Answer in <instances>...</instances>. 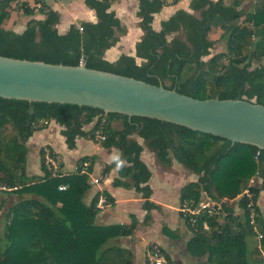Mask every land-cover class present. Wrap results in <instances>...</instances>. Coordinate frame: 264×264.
I'll return each instance as SVG.
<instances>
[{
    "label": "trees",
    "instance_id": "trees-1",
    "mask_svg": "<svg viewBox=\"0 0 264 264\" xmlns=\"http://www.w3.org/2000/svg\"><path fill=\"white\" fill-rule=\"evenodd\" d=\"M116 1L85 0L95 11L96 20L74 22L62 33L58 28L61 13L47 0H34V5L29 0H0V55L71 65L86 62L91 68L163 84L197 98H246L264 104V0H256L251 10L244 9V0H191L190 10H176L161 20L158 29L153 25L155 14L181 0H138L143 35L135 53H122L109 60L106 51L118 41L117 33L126 32L112 9ZM13 5L26 16L40 13L45 17L30 18L22 32L6 28L4 23ZM215 26L222 29L220 37L226 39V50L211 55L215 40L209 34ZM257 61L259 64L253 67ZM95 118V125L85 130L84 126ZM52 120L65 127L62 133L69 148L75 146L77 137L94 140L97 132L106 135L102 145L116 147L119 153L105 164L102 173L107 175L118 167L114 186L142 193L144 208L149 211L147 219L151 218V209L160 206L150 201L152 170L141 158L143 145L130 137L134 133L144 139L160 162L170 165L172 152L180 164L198 175L181 189V203L192 200L197 204L204 195L215 200L235 198L249 189L252 196L245 194L239 201L244 210L241 216L224 204L219 213L199 215L194 225L184 218L193 232L188 247L193 256H206L209 264H264V211L257 204L264 190V150L157 118L4 97H0V186H16L5 192L31 196L21 198L4 213L0 264L130 263L129 252L122 258L118 253L125 251L117 248L114 256L118 260L111 259L105 246L111 238L132 234L135 216L130 225H97L100 195L104 194L111 204L114 198L104 190L97 192L90 204L85 202L97 154L80 157L75 172L52 176L42 148V174L28 173L27 141ZM115 120H121V128L113 125ZM85 162L89 163L87 172H83ZM64 167L62 162L60 168ZM255 176L261 178L260 185H250ZM62 184L68 187L60 189ZM3 205L0 203V210ZM252 208L262 234L253 250L247 238L259 233L251 224ZM160 250L172 263L170 255Z\"/></svg>",
    "mask_w": 264,
    "mask_h": 264
},
{
    "label": "water",
    "instance_id": "water-1",
    "mask_svg": "<svg viewBox=\"0 0 264 264\" xmlns=\"http://www.w3.org/2000/svg\"><path fill=\"white\" fill-rule=\"evenodd\" d=\"M0 97L157 118L264 150V104L246 98H197L86 62L71 65L0 55Z\"/></svg>",
    "mask_w": 264,
    "mask_h": 264
},
{
    "label": "crops",
    "instance_id": "crops-1",
    "mask_svg": "<svg viewBox=\"0 0 264 264\" xmlns=\"http://www.w3.org/2000/svg\"><path fill=\"white\" fill-rule=\"evenodd\" d=\"M71 1L73 2L76 1L78 2V6L79 4H82L85 7L83 8L84 15L85 14L90 15L89 13L92 11L93 15L95 16V11L86 5L85 0H47V2L55 10H58L62 14V16L63 15L65 16L67 14L68 18L70 19L73 18L75 16L74 14L78 13L79 11V8L77 7L76 8L72 7L71 9L72 3H73ZM134 1H136L137 11H138V0H134ZM190 1L191 0H189V3ZM65 2L68 4H66ZM189 3L187 4V7L179 6L170 15H172L176 10L180 8L190 10ZM112 9H115V3L112 5ZM170 15H168L166 18H168ZM44 17L45 16L40 13L36 15V18L41 19ZM90 20L95 21L96 16H95V19H90ZM72 23L74 22L73 21L68 22L67 25L64 27V30L62 31V33H65ZM25 27H26V24L21 29L16 30V31L22 32L25 29ZM158 28H160V24H159V27H157V29ZM141 35H143V31ZM51 122L53 123V120ZM54 123L58 125V128H57L58 133L62 137L61 140L65 142L66 137L62 133L65 127L58 124L55 121ZM41 132L42 134L46 133L47 129H42L40 131L35 132L34 134H40ZM48 136H49L48 138L50 139L46 143L52 145L55 151L61 152L62 146H59V144H56V139H55L56 137L58 138V136L56 134H50V135L48 134ZM83 138L87 139L85 137ZM52 140H55V142H53ZM136 140L140 144H142L138 139ZM57 141H59V139ZM56 147L59 148L60 150L57 149ZM85 148H86L85 143H81L79 151L85 150ZM145 148L150 150L147 147V145L146 147L143 146V151L141 154L142 159H143V152H145L144 150H146ZM116 150L119 153V150L117 148ZM118 153L116 154V156L118 155ZM93 154H97V153H93ZM86 155H89V154H86ZM116 156L114 157V159L116 158ZM143 160L147 163L149 167H151L149 162L145 160V158ZM111 162H108V163H111ZM103 168H102V171H103ZM96 171L92 173L93 177L99 178L100 181L98 184L96 183L94 184L90 180L92 187L86 194V197H85L86 204L91 203L93 197L95 196L97 192H102L104 190H107V192L114 198V202L111 204V206L106 207L105 209H99L96 215V220H95L96 224L101 225V226H109V225H116V224L130 225L132 223L133 216H135V219H136V228L132 234L114 237V238H111L107 242L105 248L109 249L108 253L111 259L115 258L114 254L117 253V250H116L117 248L122 251H125V252L118 253V254H122V258H124L125 256H128L127 252L130 253L131 260L129 264H150V255L156 248L165 250L170 255L172 259V264L184 263V261H182V254H188V256H190V259L199 258V257L193 256L190 253V250L188 247V243L193 237L192 230L187 226L186 221L183 218L182 214L180 213L179 209L177 212L173 210L174 208H176V206L174 205L175 202L178 200H179V203L181 202L180 194H181V189L183 188V186H181L178 192H175V186L173 184L174 183L173 181H175V178L174 176H172V173H170V171L160 170L158 175H156L155 172L152 170V177L148 182L153 190L152 195L150 197V201L159 205L160 209H156V208L151 209L150 211L151 218L149 219H147V214L149 211L144 208V202L146 201V199L142 196V193L136 191L134 188L114 186L113 180L118 176V168L117 169L116 167L113 168L111 172L107 175H103V173L100 172V168H98ZM101 173H102V176H101ZM0 193H1L0 203L2 202L4 203V199L8 196L9 198L14 197V196H19L20 197L19 200L21 198H28L31 196L30 194L28 196H25L27 193L25 194L11 193L10 194V193H6L5 191L0 192ZM171 193H174V197H177L176 201L174 199H170ZM5 208L6 207H4L3 205L2 209L0 210V214ZM112 247H114L115 249L112 250L111 249ZM115 259L118 260V258H115Z\"/></svg>",
    "mask_w": 264,
    "mask_h": 264
},
{
    "label": "rangeland",
    "instance_id": "rangeland-1",
    "mask_svg": "<svg viewBox=\"0 0 264 264\" xmlns=\"http://www.w3.org/2000/svg\"><path fill=\"white\" fill-rule=\"evenodd\" d=\"M256 0H244L243 2V7L245 10H251L254 8ZM29 2L34 5V0H29ZM73 2V1H71ZM66 3V2H65ZM189 3V0H181L178 4L176 5H171V6H166L161 12L155 14V18L153 21L154 27H159V24L161 20L165 19L168 15H170L176 8L179 6H186ZM68 4V3H66ZM72 7H77L79 8L78 13H75L73 18H68L67 14L62 16L61 14V19L60 23L58 25V28L60 32L64 30V27L67 25L68 22L73 21V22H79L81 20H90V19H95V16L93 15V12L91 11L88 14L84 15V10L85 8L82 4H79L78 2H73ZM115 10L117 12V15L120 17L122 21V26L125 28L126 32L125 33H117L118 41L114 46H112L110 49L106 51L105 57L109 60H115L120 54L122 53H127V54H134L135 53V45L137 41H139L142 37L141 33L142 30L139 27V18L137 16V4L136 1L134 0H117L115 2ZM39 14V13H37ZM35 14L34 16L36 17ZM34 16H26L19 8L17 5L12 6L11 10V16L5 21L4 26L6 28H12L14 30H19L25 24L27 21L34 17ZM182 34V33H180ZM222 34V29L219 26H215L212 28L209 36L213 40H215V45L211 49V55H214L216 53L222 52L226 50V39L221 38ZM210 56V55H209ZM208 56V57H209ZM206 57V59L208 58ZM141 60L139 59V62ZM262 62L264 63V59H262ZM259 64V61L253 62V67L257 66ZM169 82V81H168ZM97 118L94 119L93 122L86 124L84 126L85 130H90L96 123ZM113 125L117 128L122 127V122L121 120H115L112 122ZM47 129L46 133L42 132L40 134H33L32 137L27 141V145L29 147V153L27 156V170L30 175L32 174H41V154L40 151L43 148L45 150V154L50 153L54 159L55 163L57 164L58 171L61 172H75L77 168V161L78 159L86 154H93L97 153L98 154V160L95 164L94 171H96L98 168H100V172H102V168L105 165V163L111 162L118 151L116 148L112 147H104L102 145L103 140L99 137V134L101 132H97V137L94 140L91 139H84L83 137H77L76 139V144L74 147L69 148L67 147L66 141L64 142L62 137L58 133V125L56 123H53L50 121L47 123ZM59 124V123H58ZM48 134H56L58 138L56 137V144H59L61 147V152L55 151L53 149L52 145L46 143L49 141L50 138H48ZM131 138H136L138 139L143 146L146 147V143L142 137H140L137 133H134L130 136ZM59 139V141H57ZM61 140V141H60ZM51 141V140H50ZM55 142V140H52ZM81 143H85L86 148L85 150H80ZM51 147V148H50ZM57 148V147H56ZM59 149V148H57ZM145 152H143V159L147 160L150 164V169H152L156 175H158L159 171H170L172 173V176H174L175 181H173L174 186H175V192H178L181 186H184L185 184L195 181L198 179V175L193 173L191 170H188L185 168L182 164H180L175 158L174 154L171 152L170 156L172 157V163L170 165L164 164L160 162L155 155V153L151 150H148L145 148ZM60 150V149H59ZM142 154V153H141ZM65 164L64 168H60L61 163ZM45 164L47 166L46 162V157H45ZM118 167H116L117 169ZM93 171V172H94ZM99 171V170H98ZM97 172V171H96ZM95 172V173H96ZM102 176V173H101ZM91 180V178H90ZM262 182L261 178H258V176L253 177L250 180V185H260ZM1 190V189H0ZM5 191V190H2ZM1 195V193H0ZM29 194H26L25 196H28ZM205 196V195H204ZM242 196V195H241ZM252 196V194H251ZM19 196H14L9 198L6 197L4 199V207L3 211L0 214V238L3 236L4 233V228H5V218H4V213L7 210V207L11 206L14 204L17 200H19ZM170 199H174L176 201L177 197H174V193H171ZM174 201V202H175ZM240 201V199H239ZM238 200H234L230 203V206L233 207L234 211L236 214L241 216L244 212L242 208H240ZM181 202L179 203V200L175 202L176 212L178 211L179 207L181 206ZM257 204L259 205L260 209L264 211V190L260 192L259 199L257 201ZM257 231H259V228H256ZM248 245L249 247L253 250L257 245L259 246L260 244V236L255 235L251 236L250 238L248 237ZM255 257H259L256 253H254ZM182 261L184 263L182 264H209L207 257L203 256L202 258H194L190 259V256L188 254H182Z\"/></svg>",
    "mask_w": 264,
    "mask_h": 264
},
{
    "label": "built area",
    "instance_id": "built-area-1",
    "mask_svg": "<svg viewBox=\"0 0 264 264\" xmlns=\"http://www.w3.org/2000/svg\"><path fill=\"white\" fill-rule=\"evenodd\" d=\"M80 29H82V27H80ZM99 137L102 140L106 139V135L101 133L99 134ZM260 154V151L258 152V155ZM46 157V162H47V167L49 170H51L52 172V176H58V175H64L67 173H71V172H61L58 171V167L57 164L55 163V159L54 157L50 154L47 153L45 154ZM89 163L85 162L84 163V167H83V172H87V168H88ZM90 178L91 181L95 184H98L100 179L93 177V174L90 173ZM68 187V185L66 184H62L59 186L60 189H66ZM18 187H8V186H0L1 190H5V191H11V190H15ZM247 195L249 197H251V192L249 189H246L244 191V193L238 195L235 198H229V197H223L219 200H215V199H211L207 196H203V198L196 204L194 201L190 200V201H184L181 206L179 207V211L180 213L183 215V218H187L193 225L196 224L197 218L199 215L203 214V213H207L209 215H213L216 213H219L220 210H222V207L224 204L230 206V203L234 200H238L241 199L244 195ZM242 195V196H241ZM250 206L252 205V202H250L249 204ZM111 206V202L107 199V197L104 194L100 195L99 201L97 203V208L99 209H105L106 207ZM251 224H253L255 226V229L257 228L256 226V221H255V210L252 208L251 209ZM234 214H236V212H234ZM204 228L208 229L209 226L206 222H204ZM257 231V229H256ZM258 232V231H257ZM259 233V232H258ZM260 236V238L262 237V234L259 233L258 234ZM150 264H172L171 261L167 258V256L161 252V250L159 248H156L150 255Z\"/></svg>",
    "mask_w": 264,
    "mask_h": 264
}]
</instances>
